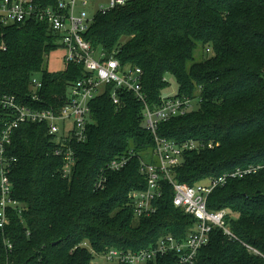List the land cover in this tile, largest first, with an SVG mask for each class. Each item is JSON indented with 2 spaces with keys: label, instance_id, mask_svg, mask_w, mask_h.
I'll return each mask as SVG.
<instances>
[{
  "label": "trees",
  "instance_id": "trees-1",
  "mask_svg": "<svg viewBox=\"0 0 264 264\" xmlns=\"http://www.w3.org/2000/svg\"><path fill=\"white\" fill-rule=\"evenodd\" d=\"M57 1L38 0L43 6ZM84 37L123 65L142 68L151 107L166 96L171 78L178 83L174 96L198 101V107L157 130L178 142L194 138L215 144L186 152L174 171L177 182L195 185L238 167L264 166V0H131L97 13ZM58 48L45 22L0 23V94L31 104V78L39 73L40 106L64 105L69 85L85 69L71 62L61 71L48 70L46 57ZM114 89L108 84L92 100L87 139L71 143L75 162L66 178L60 171L64 159L54 153L45 125L14 130L9 152L18 162L11 181L22 206L10 211V223L0 229V264H91L94 254L112 248H149L167 234L185 239L197 222L175 207L168 179L162 180L157 211L134 214L129 193L147 187L141 160L154 162L155 136L143 125L144 104L133 92L117 89L123 100L117 106ZM2 127L0 119V132ZM129 154L128 164L107 172L105 188L96 189L102 169ZM207 205L227 210L234 237L213 229L194 264H264V167L229 177L208 195ZM173 260L168 254L146 264Z\"/></svg>",
  "mask_w": 264,
  "mask_h": 264
},
{
  "label": "built area",
  "instance_id": "built-area-1",
  "mask_svg": "<svg viewBox=\"0 0 264 264\" xmlns=\"http://www.w3.org/2000/svg\"><path fill=\"white\" fill-rule=\"evenodd\" d=\"M91 1L93 0H58L53 5L43 6L38 0H0L1 24L24 25L29 21L47 23L56 36L59 48L62 47L66 51L65 65L73 62L83 65L85 69L84 75L69 85L67 102L58 108L40 106L44 83L39 73L31 78V104L21 102L16 95L0 94V119L3 121L0 132V229L3 230L10 223V211L19 210L22 206L13 196L11 181V172L18 162V158L9 152L14 130L21 124L45 125L47 134L53 137L55 143L54 153L64 159L60 171L66 178L71 174L75 162L71 143L87 139V126L92 120L91 102L105 92L108 84H113L114 104L121 106L123 103L117 89L133 92L144 104L143 125L155 136L154 162L141 160V171L147 178V187L129 193L134 214L137 217L149 216L157 211L156 203L162 196V180L168 179L175 190V207L193 215L197 222L185 239H177L167 234L149 248L136 251L112 248L101 256L113 264H146L172 254L174 260L171 264H194L200 248L208 243L213 229L221 228L226 235L234 237L227 223V210H210L207 205L208 195L215 187L224 185L229 177H243L257 172L264 166L238 167L229 175L209 177L195 185L177 182L174 179V171L184 162L186 152L205 147L213 148L215 144L194 138L178 142L157 134L162 122L195 109L193 99L187 96L166 95L158 106L151 107L143 90L142 68L123 65L114 54L108 56L104 50L94 48L84 37L97 13L106 14L125 6L131 0H107L100 3L93 14L82 7ZM130 158L131 154L111 160L102 169L95 188H105L107 172L120 171L128 164ZM85 245L87 246L86 243ZM8 247L11 249L12 244L8 243Z\"/></svg>",
  "mask_w": 264,
  "mask_h": 264
},
{
  "label": "rangeland",
  "instance_id": "rangeland-1",
  "mask_svg": "<svg viewBox=\"0 0 264 264\" xmlns=\"http://www.w3.org/2000/svg\"><path fill=\"white\" fill-rule=\"evenodd\" d=\"M107 0H93L88 5H82V7L86 8L89 13L93 14L96 12L100 3H105ZM66 51L64 48L60 47L54 51H52L46 57V68L52 72L61 71L65 67L64 56ZM170 85L164 90V95H174L178 92V83L175 79H170ZM194 107H198V101L193 99ZM192 102V103H193ZM93 264H113L112 262L106 261L104 257L100 255H94Z\"/></svg>",
  "mask_w": 264,
  "mask_h": 264
}]
</instances>
